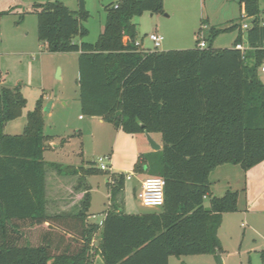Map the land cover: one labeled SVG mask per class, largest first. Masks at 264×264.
Wrapping results in <instances>:
<instances>
[{"label":"trees","instance_id":"16d2710c","mask_svg":"<svg viewBox=\"0 0 264 264\" xmlns=\"http://www.w3.org/2000/svg\"><path fill=\"white\" fill-rule=\"evenodd\" d=\"M261 1L239 0L253 19L245 55L235 49L243 38L236 23L211 28L204 50L198 39L189 50L140 51L133 20L163 12L164 0L114 2L106 8L96 43L83 41L89 36L86 0H78L77 11L61 1L33 6L37 37L47 50L79 53L83 114L130 135L161 136L162 148L140 156L134 171L166 181L165 203L155 212L127 214L125 174H111L95 163L75 168L46 162L52 137L45 134L43 97L28 112L23 134H5L6 124L22 117L27 104L19 87L5 86L0 90V264H92L93 251L105 264H169L171 257L223 252L218 231L223 215L238 211L239 198L232 190L212 196L211 172L229 164L247 172L264 163ZM234 29L240 34L233 48H212L217 35ZM49 171L78 177L84 195L77 213L49 214ZM100 174L107 177L111 201L101 225L88 220L92 202L86 180ZM262 258L264 264V252Z\"/></svg>","mask_w":264,"mask_h":264},{"label":"rangeland","instance_id":"374dc122","mask_svg":"<svg viewBox=\"0 0 264 264\" xmlns=\"http://www.w3.org/2000/svg\"><path fill=\"white\" fill-rule=\"evenodd\" d=\"M58 1L66 4L71 11H77L79 8L78 0H0V50L1 48L3 51L29 50V47L34 46V44L41 43L37 37L38 18L32 12L33 6ZM115 1L117 0H86V8L90 14V19L84 24L89 31L86 42L96 43L107 20L106 8ZM165 2L163 12H146L133 20L138 34L137 42L141 43L142 49L152 51L155 48L149 39L152 33H158L164 37V41L156 51L189 50L196 47L198 39H204L207 44L210 43L211 28L225 29L234 23L243 27L244 24L250 25L253 20L242 12L239 0H166ZM260 9L264 17V0L260 2ZM242 31V44L247 47V31L245 28H242ZM239 34L238 29L220 33L214 38L212 48H233ZM48 52L47 47H41L32 52L34 55L27 53L21 57V60L15 56L0 57V72L4 78L8 76L6 84L3 86L7 85L8 87L16 83V87L28 94L30 105L26 97L27 105L28 107L32 106L33 109L39 98L37 96L41 94H46L51 100L56 99V97H63L68 102L67 107L62 106L64 102L57 103L58 109L51 114V117L45 115L46 135L52 136L51 139H54V144L58 146L55 148L52 144L50 146V143H47L46 160L62 165H83L85 167H89L90 163H95L98 169H102L99 163V159L102 158L103 163L107 166L106 171H109L111 164H109L108 155L112 153L113 139L106 131L91 127L89 124L92 117L83 114L78 85L80 76L79 54H49ZM42 54L46 55H43L45 58L42 57ZM33 56L36 61L32 60ZM1 78L0 90L3 88ZM259 78L264 84L263 73H259ZM80 115L85 120H79ZM110 129L113 128L110 127ZM24 131L22 128L21 134ZM152 138L158 144L161 143L160 135L154 134ZM141 139L143 145L150 148L144 155L154 152L144 136ZM230 166L234 165L230 164ZM219 171L221 172H214L210 177L212 196L217 197H221L227 192L223 191L228 186L226 177L232 175L228 173L226 167L220 168ZM49 176L48 184L50 199H52L55 187L54 177L57 174L52 171ZM134 176L141 179L153 177L147 172H137ZM88 178L94 188L90 219L94 223L100 224L105 212L110 209L111 205V201L108 199L107 183L105 182L106 176L100 174ZM66 181L70 182L68 178L65 179ZM72 184L74 189L79 185L77 180H73ZM134 184H137L135 180L133 183L126 181L124 201L127 202V209L125 210L135 215L159 210V208L153 209L142 205L138 196L141 190L139 187L135 190ZM53 204H51L50 210L55 213L57 210ZM209 205L210 199L207 198L205 207L209 208ZM64 212L73 214L76 213V209L67 208ZM224 217L225 220L218 231L221 245H223L221 254L224 264H263V216L256 218L254 215L255 220L253 219V221L251 220L252 216H250L249 222H246L243 227L241 224L245 220L239 213H230ZM94 239L93 244L95 245L93 246L95 247L99 241L97 238ZM94 257L93 260L96 262L93 261L92 264L94 262L95 264H105L100 256ZM170 264H219V262L217 255L213 254L176 256L170 259Z\"/></svg>","mask_w":264,"mask_h":264},{"label":"crops","instance_id":"0c3cea01","mask_svg":"<svg viewBox=\"0 0 264 264\" xmlns=\"http://www.w3.org/2000/svg\"><path fill=\"white\" fill-rule=\"evenodd\" d=\"M118 1V0H117ZM115 1V2H117ZM166 0H164V4L166 5ZM66 5V4H65ZM79 6V4H78ZM69 8V7H68ZM242 10V9H241ZM243 12V11H242ZM262 20H264V17H261ZM104 27L102 28L103 31ZM86 38L83 40L85 41ZM78 42H82V40L78 39ZM41 47H47V45L41 41V43H36L34 44V46L29 47V50H21L20 49H12L11 51H3V48H1L0 50V57H4L6 56H15L16 58L19 57V59L21 60V57H23L24 55H27V53H29L30 55H34V50L39 49ZM50 54V52H48ZM79 54V53H78ZM45 54H42V57L45 58V56H43ZM15 59V58H14ZM33 61L35 60V57H32ZM42 60V58H41ZM43 61V60H42ZM1 86L5 87L3 85L6 84V80L8 76H5V78L3 77V75L1 74ZM4 83V84H3ZM7 87V85H6ZM10 88H15L16 87V83H14L12 86H8ZM21 93L23 94V96L28 99V104H29V98H28V94L25 91H21ZM42 95V94H41ZM40 95V96H41ZM39 97L37 101H39L41 99V97H43L44 99V108L49 106V110L50 111H44V129H45V123H46V116L51 117V114L54 113V111H56V109H58V105L57 103L61 104V102H64V104L62 106L67 107L68 102L66 100H64L63 97L59 98L56 97V99L51 100L48 99V96L46 94H43L41 97ZM26 99V100H27ZM51 100V101H50ZM36 101V103H37ZM27 105V104H26ZM30 105V104H29ZM33 110L32 106L27 108H24V113L22 115V117L10 121L6 124L4 130H5V134H10V135H20L22 133V128H25V125L27 123V114L29 111ZM79 120H85L82 115L79 116ZM91 127H93L94 129L100 128L101 131H106L108 133V135H110V137H112L113 139V144H112V153L109 154V164H111V166L109 167L110 170L109 172L111 174H125L126 176L129 174H135V167L137 165V162H141V158L140 156L144 155L145 152L149 151L150 148L147 147V145H143L142 142V136L145 137V134H136V135H130L125 133L124 131L120 130V129H116L115 127H113L111 124L105 122L101 117H92L91 118V122L90 124ZM110 126L113 129H110ZM46 134V132H45ZM50 136V135H48ZM94 136V135H93ZM52 137V136H50ZM53 138V137H52ZM54 139H51L48 143H50L53 145V147L58 148L57 145L54 144ZM147 141V140H146ZM46 151L44 153V159L46 162L48 163H53V164H57L54 163L52 161H48L46 160V152L48 150L47 148V144H46ZM264 164V163H263ZM60 166H71V167H75V168H80L81 166H73V165H66V164H57ZM264 165L259 164L251 169H249L247 172L243 171L240 166H230L229 165H225V166H220L217 169H215L214 171L211 172H221L219 171L220 168L226 167L228 168V173L232 174L231 176H229L227 179V184L228 186L226 187V190L224 189L223 191H237L238 192V198H239V202H238V211L236 213H239L240 216L243 217V219L245 220L241 226L243 227L245 225L246 222H249L250 220V216H252L251 220L253 221L254 219V215H256V218H258L257 216H263L264 219V167H262ZM106 171V170H104ZM52 171H49L48 175H47V199H48V203H49V207H48V211L49 214L54 216V215H64V214H69V213H65L64 211L67 210V208H74L76 209V213L77 211L80 209V205H81V201L84 195V191L82 190H78L77 187L76 189H74V187L72 186L73 184V180H77L78 182V177H60V176H55L54 177V190H53V195L54 197L52 199H50V187L48 184V180H49V175ZM133 174V177L131 180H127L128 182H132L135 180L136 181V185L134 186V189L136 190L137 187L140 188V190L142 189V185H143V181L146 178H135ZM219 174V173H218ZM235 175V176H234ZM211 177V175H210ZM209 177V180H210ZM68 178L69 179V183L66 181L65 179ZM225 179V178H224ZM87 183L90 184L91 186V202H92V192L94 190L93 185L90 183L89 178H86ZM218 181V180H217ZM105 182L107 183V188H108V199H109V187H108V180L106 177ZM211 183V194H212V182L210 180ZM224 192V193H225ZM207 199V198H206ZM210 199V198H209ZM54 203L53 205L55 206L57 212L53 213L50 210V206L52 203ZM93 203V202H92ZM92 203H91V208H92ZM127 202H125V209H127ZM90 208V210H91ZM90 210H89V217L88 220L90 223H94L91 219H90ZM125 212L127 214L130 215H135L132 213H128V211L125 210ZM75 214V213H73ZM227 215V214H225ZM225 215H223V222L225 220ZM104 217L105 214L103 216V219H101V222L99 225H101L104 221ZM255 220V219H254ZM96 224V223H95ZM223 224V223H222ZM252 227V226H251ZM100 234L101 232H99L95 238L98 239V241L100 242ZM245 235V233H244ZM94 243V241H93ZM95 245V244H92ZM99 245V244H98ZM97 245V246H98ZM95 246V247H97ZM223 246V245H222ZM94 256H100L98 254L95 253V251H93ZM102 258V257H101ZM172 258V257H171ZM170 258V259H171ZM95 261V260H94ZM96 262V261H95ZM94 262V264H95ZM169 264H170V260H169Z\"/></svg>","mask_w":264,"mask_h":264},{"label":"built area","instance_id":"2783aa9c","mask_svg":"<svg viewBox=\"0 0 264 264\" xmlns=\"http://www.w3.org/2000/svg\"><path fill=\"white\" fill-rule=\"evenodd\" d=\"M260 25L264 26V20L261 21ZM248 27H249L248 24H244L243 29L244 28L247 29ZM149 39L151 42H153L155 48L152 51L142 49L141 43H138L136 41V46L139 48L140 51L152 53L158 50L162 42L164 41V37L158 33H152ZM198 48L201 50L207 49V43L204 41V39H201L200 43L198 44ZM235 49L241 51L245 55V52L247 51L248 47H245L242 44H238L235 46ZM260 72L264 74V61L260 67ZM103 162L104 160L100 158L99 163L102 169L106 170L107 166ZM132 177H133V174H129L126 176V179L131 180ZM165 187H166V181L161 177L155 176V177L146 178L143 181L142 189L138 194L142 205L148 208H153V209L161 208L162 206H164Z\"/></svg>","mask_w":264,"mask_h":264},{"label":"water","instance_id":"95a60500","mask_svg":"<svg viewBox=\"0 0 264 264\" xmlns=\"http://www.w3.org/2000/svg\"><path fill=\"white\" fill-rule=\"evenodd\" d=\"M44 111H50L49 110V106L44 108ZM140 126H142V128H144V126L142 124H140ZM145 137L146 140L148 142V144L150 145L151 149L155 152V151H159L162 146L161 144H158L149 133H145ZM217 254V258H218V262L219 264H224L223 258H222V254H220L219 252L216 253Z\"/></svg>","mask_w":264,"mask_h":264}]
</instances>
